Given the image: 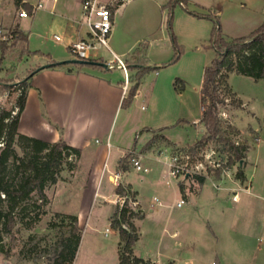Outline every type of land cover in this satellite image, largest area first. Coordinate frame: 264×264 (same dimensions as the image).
Wrapping results in <instances>:
<instances>
[{
  "label": "rangeland",
  "instance_id": "1",
  "mask_svg": "<svg viewBox=\"0 0 264 264\" xmlns=\"http://www.w3.org/2000/svg\"><path fill=\"white\" fill-rule=\"evenodd\" d=\"M28 1L33 4L39 2V0ZM41 1L44 3V8L37 9L28 17L17 18L15 17L16 8L19 7L17 1L0 0V25L12 30V26L20 23L19 28L28 34L26 42L18 41L13 44L9 41L6 48H0V82L14 83L12 87L6 89L3 99L0 100V104L7 108H11L16 101L18 95L16 88L19 86V81L29 76L34 69L45 65L50 57L61 62L55 68L66 70L82 68L88 71L94 68L76 62L75 60L80 58H77L65 46L66 40L63 38L62 41H57L53 37L55 34L64 36L62 29L51 23L54 14L62 12L67 4L78 6L80 10L81 0H58L55 3L52 0ZM97 1L110 2V0ZM155 1L160 2V7L149 9V7L153 8ZM169 1L124 0L119 4V9L114 16L118 26L117 40L125 47H130L136 37V30H127L129 24L138 26L149 17L152 21L151 30L155 32L149 35L142 34L140 36L142 38L130 48V51L125 53H121L113 46L109 38V45L119 52V56L126 64L129 59H135L149 66L141 83L142 93L128 107L119 109L109 138L95 134L90 139L89 148L84 150L79 158L75 156L68 158V164L59 174L57 181L46 186L47 201L43 206L46 213L31 228H25L18 222L14 231L4 236L2 248H9L10 253L7 256L0 248V264H51L60 239L64 234H68L70 229L68 221H61V217L63 214L77 215L79 201L81 205L83 199L86 216L82 222L81 239L73 264H120L119 234L110 222L111 214L115 210L118 212L115 201L116 190L113 185L106 182L97 190L94 199H91V195L87 197L89 190L85 182L89 175L87 166L90 150L99 145L109 144L106 163L108 169L111 170L119 155L131 149L136 140L140 143L146 133L165 129L164 136L181 142L192 140L195 135H199L200 128L203 127L201 120L197 126L187 123L174 127L172 124L179 118L193 119L201 118L203 115L202 106H205L201 95L203 74L205 67L211 64L217 54L211 42L214 27L213 14L217 15L221 32L226 38L235 37L228 34L231 32L236 33V36H241L253 31L264 21V14L263 19L258 20L259 12L262 14L264 10V0H189L188 8H184L177 2L171 12L172 31L175 36V41H173L168 28L171 11ZM52 5L55 10L54 14L50 12ZM219 9H222L221 13L218 12ZM253 10L258 12L255 14V20L244 22L243 17L251 15ZM193 12L208 14L203 18L207 21H201ZM35 14L44 17L42 20L38 19L33 22L36 18ZM86 20L85 13L80 14L79 21L85 24ZM226 25L231 32L226 33ZM98 53L101 60L113 58L111 50L106 47H100ZM108 72L123 81L125 79L123 70L117 66L112 67ZM128 73L132 74V71L128 70ZM224 73L226 72L218 76V92L224 99V103L218 105V116L223 120L224 130H227L235 142H242L246 139L250 142L257 131L264 138V80H255L251 76L234 72L230 73L226 80ZM178 78L183 82H178L179 89H176L175 81ZM227 84L232 89L231 92H227ZM179 91L182 93L181 96H177ZM43 113L46 115L45 111ZM46 118L50 120L47 115ZM146 127L152 130H146ZM14 146L18 154H24L19 142H15ZM260 146H264V141ZM168 147L169 154L164 152L156 154L154 159L147 162L150 168L149 173L145 174L135 168L128 173L127 179L139 186L144 203H146L145 216L139 221L142 231L134 245L135 250L142 255L149 253L157 255L159 252L158 258L162 262L171 258L175 259L177 264H220L219 261L223 264H250L252 258H258L264 250V234L255 228L256 233L250 232V236L241 239L240 234L237 233L241 229L244 231L251 227V221L253 224L257 220L261 222L262 213H244L245 210L239 209L240 205L229 200L227 205L233 213L230 220L225 223L228 225L225 227L226 236L224 240L215 244L210 237L208 223L210 218L206 214L211 202L206 201L205 205L199 209L189 204L182 207L176 204L173 187L176 180L174 179L172 184L166 181L168 162L174 154V148ZM158 148L159 146L153 150L154 153L158 151ZM220 148V142L211 140L201 155L204 159L205 153L214 149L217 152L215 158L218 156L217 159L227 161L228 152H222ZM176 150L177 153L184 154L187 146L177 147ZM255 152L254 146L247 152L250 159L246 162V169L249 172L255 169ZM135 155L134 153L133 158ZM133 158L129 166L133 165ZM231 168L232 174L236 176L238 163L233 164ZM206 172L208 173L206 175L215 177L214 171ZM195 176H189L194 181L190 189L198 187ZM214 180V186L219 185V182ZM226 180L230 186H236L233 182ZM209 184L211 183L208 182L207 186ZM231 194L233 195V192ZM154 195L162 200L161 205L150 206ZM85 196L86 198H83ZM33 200L40 202L36 194L33 195L31 202ZM213 205L218 207L219 201L215 200ZM151 207L153 211L150 210ZM56 213L62 215L57 216ZM213 214H217L216 210ZM51 220H56L60 227H50ZM106 228L110 229L107 235H105ZM175 231L178 234L173 236L172 233Z\"/></svg>",
  "mask_w": 264,
  "mask_h": 264
},
{
  "label": "crops",
  "instance_id": "2",
  "mask_svg": "<svg viewBox=\"0 0 264 264\" xmlns=\"http://www.w3.org/2000/svg\"><path fill=\"white\" fill-rule=\"evenodd\" d=\"M16 1L19 7L20 6L26 7V4H33L30 3L28 0H16ZM111 1L112 0H110V2ZM188 1L189 0H187V2ZM82 3L83 0H81L80 10L78 6H74L71 4L65 5L63 11L58 14L55 13L53 7L54 4L52 5V8L50 10L52 14L55 13L54 16L52 17L51 23L59 26L62 29L64 36L61 35L60 36L64 38V40H66L64 44L68 49H69L68 46L71 42L80 38H87L90 35V27L88 26L87 22L84 24L83 22L79 21L80 14L81 15L84 14ZM155 5L153 6V8L149 7V9H154V7L155 8L160 7V2L155 1ZM148 6L151 5L148 4ZM19 7L16 8L15 17L22 18L17 16ZM117 9H119V7ZM117 9L114 11L112 16V30L109 38L113 46H115L118 50H120L121 53L130 51V48L142 38L140 37L142 36V34L149 35L150 33L151 34L155 33L151 30L152 21L151 18L149 17L145 18L143 23L142 24L139 23L138 26L133 24H131L130 26L129 24L127 30H136L135 32L136 37L134 38L133 41L134 43L130 47H125L122 43H120L117 40L118 26L115 23V17H114L115 12H117ZM218 12L221 13L222 9H219ZM263 12L264 10L262 11V14H260L259 12V17H258L259 21L263 19V14H264ZM32 13H34V11H32ZM255 14H258V12L253 10L251 15L243 17L242 20L244 22H252L253 19L255 20L254 18ZM35 15L36 18L34 19L33 22L37 21L38 19L42 20V18L44 17L43 15H38V14ZM198 18L201 21L202 20L207 21L206 19H203L204 17H198ZM19 24L20 23L17 24L18 28H19ZM15 27L16 26L14 27L12 26V28ZM19 30L25 32L20 28ZM229 30H230L229 27L226 25L225 26V31H227L226 33L231 32ZM250 32L243 35H247ZM228 34L238 37L235 35L236 33L231 32ZM108 49L119 54V52L111 48V45L110 48ZM97 59L99 61H102L100 57ZM52 60L58 61L54 57L48 58L47 63H45V65L43 66L41 65L42 67H39V69H37L33 73L32 77L29 80L30 85L27 91L26 104L20 115L18 130L23 134L38 137L50 142L58 141L63 138V140L66 141L69 145L81 149V155H82L83 151L84 150L86 151V149L89 148L90 139L92 138L93 135L101 134L106 136V138H109L110 130L112 129L113 122L118 114L119 109L121 108L122 99L127 94L131 82H129L128 89L127 91H125L124 81L112 76V74L108 72L110 71L111 68L102 69V68L94 67V68H90L91 71L84 70L82 68L80 69L77 68V70L79 69L78 71L69 72L65 68H55L50 66L49 64L51 63ZM133 62H135V59H129L127 64H131ZM128 70L129 72L132 71L133 73V70H131L129 66H128ZM130 75L131 74H129V79H130ZM156 83H158V80L156 81ZM141 93H142V88L140 85L133 100L139 97ZM181 95L182 93L180 91L177 92V96H181ZM2 99H3V94L0 95V100ZM44 111L50 120L46 118V115L43 113ZM180 120L183 121L180 123ZM200 120H201L200 117H195L193 119L184 117L177 119V121L172 125L176 127L180 125H185L187 123H191L197 126ZM145 129L152 130V128H148V127H146ZM203 130H204L203 127L200 128V132H202ZM164 131L165 129L159 132L153 131L150 133H146L145 138L140 143L138 140H136L134 146L131 149H129L125 153L122 152L119 155L116 162L112 166L111 170L108 169V165L106 163V158L108 156L110 145L109 144H107V146L99 145L91 149L90 156H88L89 161L87 166L89 169V175L85 182V185L86 187H88L89 190V195H87V197L91 195V199L92 198L94 199L96 197L97 190L102 186H104L106 182L113 185L109 180V175L116 171H122L119 169V163L120 160L127 154V152H132L133 154L135 153L136 154L135 158L140 157L141 162L148 168L149 165L147 162L151 159H154V156L156 154H160L163 152L169 154L170 149L167 146V144H165L166 141L164 139L157 137V135L159 134L163 135ZM197 135H195L192 140L185 142H181L180 140L170 138L166 135L165 137L168 140L172 141L176 145V147H184V146L192 145L193 142H195L196 139L198 138L199 135L198 136ZM256 138H260V139L258 140ZM263 141L264 138L260 135L259 131H257V134L254 136V138L250 139L251 144H249L250 142H248L249 148L254 146L256 150L254 157L255 169L251 172H249L246 169V162L250 159L247 153L243 168L245 179L244 180H241L239 178L238 179L244 186H248L249 188L248 190H242L240 192L239 201L236 202L232 199L231 192H233L234 194V189H233L235 187L234 185L230 186L229 183H226L227 180L225 179L224 181H221L220 187H216L213 184V179L219 182L221 177L217 178V177H212L211 175H205V181L202 184L198 183V187L196 188L193 187L191 189L190 195L186 197L187 203L182 205L184 206L189 204L199 209L201 208V206L205 205L206 201L207 203L211 202L206 214L210 218L208 220L209 229H210L209 231L211 233L210 237L215 244H218V242H220V240L222 239L224 240L226 236L225 227H227L228 225H225V223L228 220H230V217L233 213L230 211L231 209L230 206L227 205L229 200L233 201L237 205H240L239 209L245 210L244 213L247 214L262 213L263 216L261 222L260 220H257L255 224H253L251 221L250 224L251 227L244 229V231L243 229H241V231L237 233L240 234L241 239H244L246 236H250V232L256 233L254 231L255 228L258 230V232L264 234V146L262 147L260 146V144ZM155 146L156 147L159 146V148L158 151L154 153L153 150L156 148ZM134 168L135 167L132 165L129 166L128 170L122 172L124 174V179L128 184L129 190L131 192V196L137 199V201L139 202V208L141 209V211L144 212V216H145L146 203H144V198L142 197V193L139 189V186L133 183L131 180L127 179L128 173ZM261 170L263 171L261 172ZM149 172H150V168H149ZM149 172H146L145 174ZM208 182L211 184L207 186ZM181 183H183L182 184L183 188L189 189L192 183H194V181L193 178L191 179L190 177H187L184 180H176V184H174L176 186L173 185V187H174V198L176 199L177 202L179 200V191H180ZM114 187L116 190L117 187L116 186ZM242 192L244 195L242 194ZM154 197L157 196L154 195ZM83 198H86V196ZM215 200L219 201L218 207H215L213 205V202ZM80 203L81 202L79 201V204ZM84 203L85 201L83 199L82 204L81 205L78 204L76 211L78 216V222L81 227H82V222L86 216V209H83ZM154 204H158V203H154L152 200L150 206H153ZM182 206H178V207H182ZM150 210L153 211V208L151 207ZM214 210H216L217 212V214L215 215L213 214ZM143 218L136 220V224L140 229V233L142 231L141 230L142 227L139 224V221L142 220ZM219 218L221 222L219 221ZM177 234H178L177 231L172 233L173 236H176ZM133 253L138 257L152 258L154 260L161 261L160 258H158L160 255L159 252H157V255H155L154 253L142 255L138 253L134 247ZM169 260H175V259L169 258L167 261ZM219 263L223 264L221 261H219ZM250 264H264V250L258 258H252Z\"/></svg>",
  "mask_w": 264,
  "mask_h": 264
},
{
  "label": "trees",
  "instance_id": "3",
  "mask_svg": "<svg viewBox=\"0 0 264 264\" xmlns=\"http://www.w3.org/2000/svg\"><path fill=\"white\" fill-rule=\"evenodd\" d=\"M123 1L117 0L112 6V10L115 11ZM177 2L184 8H188L187 0H170L168 3L169 9H171L169 12L168 28L173 41H175V36L172 31L171 12L172 7ZM26 7L29 13H32L33 7L31 4H26ZM193 13L198 17L208 15L201 12ZM209 16L211 17V15ZM213 16L214 27L211 42L217 54L211 64L205 67L202 79L201 95L203 102H205V110L203 111L201 121L204 130L199 133L194 144L187 146L186 152L191 156V161L195 162L203 159L201 152L211 140L220 142L221 151L228 152V159L224 166H232L238 163L236 177L244 180L243 167L249 145L247 140L236 144L227 130H224L223 120L218 116V105L224 103V99L218 92V76L226 72L223 75L227 80L229 74L234 72L251 76L255 80H264V21L247 35L226 38L221 32L217 15L213 14ZM27 40L28 34L19 30L16 26L12 28V36L9 40H0V48H6L9 41L15 44L18 41L26 42ZM93 61L99 60L93 59ZM60 64L61 62L52 60L49 65L56 67ZM81 64L104 69L103 66L93 62ZM126 65L127 68L129 66L133 70V73L130 75L131 85L127 94L122 99V108L128 107L132 103L143 81V76L149 69L148 65H143V63L137 61ZM36 70L34 69L29 76L19 81V86L16 88L18 95L11 108L0 104V142L3 141L4 143L3 146H0V248L7 256L10 253V249L2 248L4 236L11 234L18 222L21 226L29 229L37 220L41 219L46 213L43 208L47 201L46 186L49 183L57 181L59 174L66 168L70 156L79 158L81 154V150L78 147L69 145L63 139L50 142L19 132L20 115L26 104L27 91L30 85L29 80ZM78 70L74 68L67 69L69 72ZM178 82H183V80L178 78L175 81L176 89H179ZM12 84L14 83L0 82V95ZM226 90L227 92L232 91L228 84L226 85ZM15 108H17V112L13 114ZM182 121L180 120V123ZM157 137L164 139L168 146L174 148L173 153H177V147L172 141L162 134L157 135ZM15 142H19L24 151L23 155L18 154L16 151ZM133 156L132 152H127L120 160L119 169L122 171L128 170ZM213 175L220 178L221 168L216 169ZM195 177L199 184L205 181V175H197ZM182 184L181 188H183ZM116 191L119 195L126 193V190L122 187H117ZM34 194L37 195L40 202L37 200L31 202ZM117 208H119L118 204ZM56 215L61 216L62 214L56 213ZM143 217L144 212L140 208L133 210L128 202L124 204L119 215L117 210H115L110 216L111 225L119 234L120 264H147L144 258L138 257L133 253L134 245L140 237V229L135 223V219ZM61 218L63 222L68 221L70 229L68 230V234H64L60 239L51 264H73L81 239L82 227L78 223V216L76 214H63ZM123 224H126L128 229L123 227ZM49 225L52 228L60 227V224L56 220H51Z\"/></svg>",
  "mask_w": 264,
  "mask_h": 264
},
{
  "label": "built area",
  "instance_id": "4",
  "mask_svg": "<svg viewBox=\"0 0 264 264\" xmlns=\"http://www.w3.org/2000/svg\"><path fill=\"white\" fill-rule=\"evenodd\" d=\"M54 3L58 0H52ZM117 0H112L109 3H100L97 0H83L82 7L87 18L86 22L90 27V35L87 38L77 39L69 44V50L77 56V58L84 60H93L99 58L98 50L100 47L110 48L109 45V36L112 30V16L114 11L112 10V6L116 3ZM33 7V11L43 8L44 3L39 1L38 3L31 4ZM29 11L25 6H20L17 12L19 17H28ZM12 36V30L8 29L4 26L0 25V40H9ZM54 39L57 41H62L63 38L59 34L54 35ZM112 51V50H111ZM113 58L110 60L102 61L106 62L109 68L119 67L124 71L125 80H124V89L127 91L128 85L130 82L128 69L126 63L119 56V54L112 51ZM202 109L205 110V106H202ZM17 110L13 111L15 114ZM258 140L260 138H257ZM236 144L240 142L236 141ZM3 141L0 142V146H3ZM217 152L212 149L209 152H206L203 160L191 161V156L186 152L184 154L175 153L171 156L170 161L168 162V172L166 176L167 183H172L175 180L186 179L189 176L195 175H206L208 174L206 171H215L216 169L221 168V178L219 180V185H215L216 187H220L221 181L228 179L229 181L236 184L234 189V194L232 195V199L234 201L240 200V192L242 190H248V186H244L240 180L232 174L231 166H224L227 161L223 159L215 158V154ZM133 166L138 171H142L144 173L149 172V168L145 166L141 162V158H133ZM206 172V173H205ZM110 182L116 187H122L126 190V193L123 195H117L116 203L118 204V215L124 206L125 203H129L133 210L139 209V202L137 199L131 196L130 190L128 188V184L124 179V174L122 171H116L109 175ZM191 189H185L180 187L179 191V200L177 202V206H182L187 203L186 197L190 195ZM4 196V194H2ZM154 203L162 204V201L158 197L153 198ZM123 227L128 229L126 224H123ZM110 231L109 228H106L105 235ZM147 264H177L175 260H169L166 262H161L159 260H154L152 258H144Z\"/></svg>",
  "mask_w": 264,
  "mask_h": 264
},
{
  "label": "water",
  "instance_id": "5",
  "mask_svg": "<svg viewBox=\"0 0 264 264\" xmlns=\"http://www.w3.org/2000/svg\"><path fill=\"white\" fill-rule=\"evenodd\" d=\"M76 62H79V63H87V62H93V63H96L100 66H103L104 68H109L108 64L104 61H93V60H84V59H77L75 60Z\"/></svg>",
  "mask_w": 264,
  "mask_h": 264
}]
</instances>
